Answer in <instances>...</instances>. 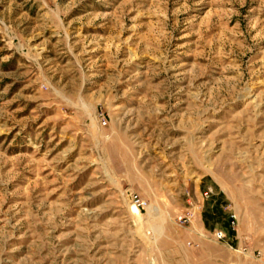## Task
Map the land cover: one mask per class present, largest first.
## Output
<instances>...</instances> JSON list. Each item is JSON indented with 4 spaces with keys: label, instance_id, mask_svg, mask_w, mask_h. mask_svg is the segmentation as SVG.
I'll list each match as a JSON object with an SVG mask.
<instances>
[{
    "label": "rangeland",
    "instance_id": "obj_1",
    "mask_svg": "<svg viewBox=\"0 0 264 264\" xmlns=\"http://www.w3.org/2000/svg\"><path fill=\"white\" fill-rule=\"evenodd\" d=\"M173 241L264 264V0H0V264Z\"/></svg>",
    "mask_w": 264,
    "mask_h": 264
},
{
    "label": "crops",
    "instance_id": "obj_2",
    "mask_svg": "<svg viewBox=\"0 0 264 264\" xmlns=\"http://www.w3.org/2000/svg\"><path fill=\"white\" fill-rule=\"evenodd\" d=\"M201 222V221H200ZM201 227L203 228V222H201ZM205 230V229H204ZM158 245L157 256L148 260L146 264H219V259L214 256L205 255L204 252L199 257H188L189 253L187 249L180 246L178 241H173L169 245ZM169 247L174 248L176 251V255L172 257V260L167 256L166 248ZM203 247V242L200 244L199 248ZM167 249V250H168ZM183 256H181V253ZM154 261V262H153ZM231 264H258L257 262H253L250 257L243 255L231 256Z\"/></svg>",
    "mask_w": 264,
    "mask_h": 264
},
{
    "label": "bare ground",
    "instance_id": "obj_3",
    "mask_svg": "<svg viewBox=\"0 0 264 264\" xmlns=\"http://www.w3.org/2000/svg\"><path fill=\"white\" fill-rule=\"evenodd\" d=\"M133 206H134L133 209L136 210V208H135L136 206L135 205H133Z\"/></svg>",
    "mask_w": 264,
    "mask_h": 264
},
{
    "label": "built area",
    "instance_id": "obj_4",
    "mask_svg": "<svg viewBox=\"0 0 264 264\" xmlns=\"http://www.w3.org/2000/svg\"><path fill=\"white\" fill-rule=\"evenodd\" d=\"M221 236L218 234V238H220Z\"/></svg>",
    "mask_w": 264,
    "mask_h": 264
}]
</instances>
